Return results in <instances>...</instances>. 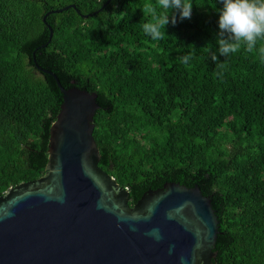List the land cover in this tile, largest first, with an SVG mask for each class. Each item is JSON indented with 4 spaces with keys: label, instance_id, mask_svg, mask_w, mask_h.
Masks as SVG:
<instances>
[{
    "label": "trees",
    "instance_id": "16d2710c",
    "mask_svg": "<svg viewBox=\"0 0 264 264\" xmlns=\"http://www.w3.org/2000/svg\"><path fill=\"white\" fill-rule=\"evenodd\" d=\"M148 2L0 0V196L44 174L62 104L49 72L96 95L98 167L130 206L165 183L196 186L218 220L212 263L264 264V64L219 55V0H192L190 19L171 12L161 41L142 31Z\"/></svg>",
    "mask_w": 264,
    "mask_h": 264
},
{
    "label": "water",
    "instance_id": "95a60500",
    "mask_svg": "<svg viewBox=\"0 0 264 264\" xmlns=\"http://www.w3.org/2000/svg\"><path fill=\"white\" fill-rule=\"evenodd\" d=\"M45 73L62 104L44 174L0 196V264H182L181 257L213 264L218 220L210 199L196 186L165 183L130 206L127 190L98 167L96 95L64 89Z\"/></svg>",
    "mask_w": 264,
    "mask_h": 264
},
{
    "label": "clouds",
    "instance_id": "9594fccd",
    "mask_svg": "<svg viewBox=\"0 0 264 264\" xmlns=\"http://www.w3.org/2000/svg\"><path fill=\"white\" fill-rule=\"evenodd\" d=\"M219 2L222 4V8L219 9V33L216 38L219 55L228 58L243 50L254 54L259 62L264 64V0H219ZM192 7V0H150L141 8L143 16L150 17L141 25L143 33L152 41L164 40L167 37L166 25L170 22L173 25L177 23L176 16L170 17V13L178 12L180 20L190 19ZM188 47L190 49L188 53L179 58L185 65L192 61L196 51L193 45ZM201 52L210 56L215 62L214 74L222 78L226 59L220 62L216 52L212 51L210 43L203 47ZM157 231L153 230V233L149 234L154 235ZM181 262L183 264V257Z\"/></svg>",
    "mask_w": 264,
    "mask_h": 264
}]
</instances>
